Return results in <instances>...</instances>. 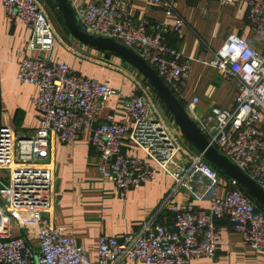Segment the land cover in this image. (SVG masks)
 <instances>
[{
	"label": "built area",
	"instance_id": "built-area-1",
	"mask_svg": "<svg viewBox=\"0 0 264 264\" xmlns=\"http://www.w3.org/2000/svg\"><path fill=\"white\" fill-rule=\"evenodd\" d=\"M152 1L161 3L166 14L172 12L171 2ZM217 1L227 5L239 0ZM1 2L8 20L18 19L31 30L16 77L38 88L32 101L40 114V126L23 134L0 124V264H192L198 258L215 257L217 222L222 219L231 224L245 245L255 252L264 251V209L229 178L227 191L223 196L210 197L206 209L174 202L170 204L171 224L158 223L156 212L132 233L101 234L97 259L91 261L74 236L65 235L54 225L55 141L71 143L87 132L100 160L99 173L122 192L152 180L159 168L174 180L172 195L180 189L191 190L190 182L196 178L207 181L203 190L193 193L200 199L217 187L219 170L183 143L173 119L161 113L155 94L141 75L139 78L124 72L133 82L124 103L130 124L114 119L97 121L112 94L110 85L83 76L67 62L50 56L58 36L40 0ZM246 4L248 24L258 36L264 35V0H246ZM75 15L84 31L111 37L131 48L177 94L191 62L167 42L166 35L186 26L182 17L173 24L135 18L131 0L83 4L75 9ZM210 65L221 78L237 80L233 107L212 106L199 120L195 98L185 110L218 152L264 190V56L230 35L214 53ZM125 140L147 159L124 153ZM12 224L24 235L14 236ZM33 226L37 227V247L26 236Z\"/></svg>",
	"mask_w": 264,
	"mask_h": 264
},
{
	"label": "crops",
	"instance_id": "crops-1",
	"mask_svg": "<svg viewBox=\"0 0 264 264\" xmlns=\"http://www.w3.org/2000/svg\"><path fill=\"white\" fill-rule=\"evenodd\" d=\"M68 1L74 10L83 4L100 2ZM166 1L172 3L170 14L165 13L161 3L152 0H131V14L135 18L145 17L150 22L173 24L178 17L185 20L186 26L179 32L166 35L167 42L191 62L189 73L177 87V99L185 107L196 98L199 120L208 115L212 106L232 108L237 95V80L221 78L210 61L230 35L252 45L264 56V35L258 36L248 24L246 0L227 5L219 4L217 0ZM55 12L50 19L58 38L54 39L50 56L67 62L72 70L83 76L110 85L112 94L105 100L97 121L114 119L120 124L129 125L130 119L124 103L133 89V82L127 74L139 78L141 74L119 57L77 41L64 26L57 7ZM30 34L31 30L20 20L6 18L0 0V124H8L23 134L32 133L40 126V114L32 101L38 94V88L33 84L21 83L16 77ZM152 92L155 94L153 89ZM155 96L159 110L171 120L167 108ZM182 141L192 152H199L184 137ZM122 150L126 154L147 159L128 140L122 142ZM53 160L54 225L65 235L74 236L91 261L97 259L96 249L101 234L121 236L132 233L156 212H159L156 217L158 223L171 224L170 204L174 202L179 205L192 203L206 209L210 197L224 195L229 179L219 170L217 187L204 198L199 199L193 194L203 190L208 183L197 178L190 182L191 190L180 189L172 195L174 180L149 160L158 169L156 176L136 188L122 192L99 173L97 165L100 160L90 144L87 132L71 143L55 141ZM168 196L171 198L164 204ZM217 227L218 247L215 257L198 258L192 264H264V251L255 252L245 245L227 220H219ZM11 231L14 236L24 235L14 224L11 225ZM36 234V226L30 227L26 233L34 247L38 243Z\"/></svg>",
	"mask_w": 264,
	"mask_h": 264
},
{
	"label": "water",
	"instance_id": "water-1",
	"mask_svg": "<svg viewBox=\"0 0 264 264\" xmlns=\"http://www.w3.org/2000/svg\"><path fill=\"white\" fill-rule=\"evenodd\" d=\"M54 1L61 14L64 26L77 41L96 50L109 52L135 68L165 105L181 136L198 150L210 164L214 165L229 178L236 180L245 193L264 209V190L237 165L218 152L203 134L197 123L190 117L185 107L172 93L169 86L142 57L131 48L111 37L93 35L84 31L78 24L75 10L69 1Z\"/></svg>",
	"mask_w": 264,
	"mask_h": 264
},
{
	"label": "rangeland",
	"instance_id": "rangeland-1",
	"mask_svg": "<svg viewBox=\"0 0 264 264\" xmlns=\"http://www.w3.org/2000/svg\"><path fill=\"white\" fill-rule=\"evenodd\" d=\"M44 7L46 8L49 17H51V14H55L56 4L54 0H40ZM51 20V19H50ZM171 118V117H170ZM176 126V125H175ZM177 127V126H176ZM178 128V127H177Z\"/></svg>",
	"mask_w": 264,
	"mask_h": 264
},
{
	"label": "trees",
	"instance_id": "trees-1",
	"mask_svg": "<svg viewBox=\"0 0 264 264\" xmlns=\"http://www.w3.org/2000/svg\"><path fill=\"white\" fill-rule=\"evenodd\" d=\"M173 93V92H172ZM175 94V93H174ZM212 165V164H211ZM214 168H216L214 165H212ZM217 169V168H216ZM217 170H219V169H217Z\"/></svg>",
	"mask_w": 264,
	"mask_h": 264
}]
</instances>
